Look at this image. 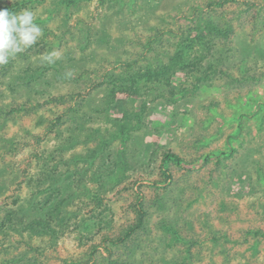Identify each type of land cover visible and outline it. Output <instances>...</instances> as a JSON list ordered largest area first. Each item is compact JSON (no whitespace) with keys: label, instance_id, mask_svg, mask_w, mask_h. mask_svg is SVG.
<instances>
[{"label":"rangeland","instance_id":"1","mask_svg":"<svg viewBox=\"0 0 264 264\" xmlns=\"http://www.w3.org/2000/svg\"><path fill=\"white\" fill-rule=\"evenodd\" d=\"M5 8L43 34L0 65V264H264V0Z\"/></svg>","mask_w":264,"mask_h":264},{"label":"clouds","instance_id":"2","mask_svg":"<svg viewBox=\"0 0 264 264\" xmlns=\"http://www.w3.org/2000/svg\"><path fill=\"white\" fill-rule=\"evenodd\" d=\"M42 34L32 10L13 12L6 8L0 9V65L9 63L16 55L32 48ZM60 58L58 51L41 56L42 61L48 65L55 64Z\"/></svg>","mask_w":264,"mask_h":264},{"label":"trees","instance_id":"3","mask_svg":"<svg viewBox=\"0 0 264 264\" xmlns=\"http://www.w3.org/2000/svg\"><path fill=\"white\" fill-rule=\"evenodd\" d=\"M211 24V26L209 27V30H214V28H216V24L214 23V21L210 20L209 21ZM206 27V26H205ZM202 30V29H201ZM199 37H201V35H198ZM191 49V44L188 43L187 45L184 46L183 51H185L187 54H189V50ZM20 81H22V84L25 85L28 83L30 84L33 80H37V78H33V77H19ZM25 81V82H24ZM24 85V86H25ZM23 91V90H22ZM165 159L166 160H174L175 162L179 163V164H183L181 159L175 155V154H166L165 155ZM56 190L59 192L60 188L57 187ZM10 213V219L8 218L7 221H10V223H14V219H13V213ZM16 214H18L19 216L16 217L18 219V223L22 226L26 223V220H29L34 226H38L40 229H45L48 227V224H46L44 227L41 226L40 222L42 221V208L41 207H37L34 204H28L27 206H22L19 211L14 212ZM5 222L2 223V225H4ZM88 226H90V224H87Z\"/></svg>","mask_w":264,"mask_h":264}]
</instances>
